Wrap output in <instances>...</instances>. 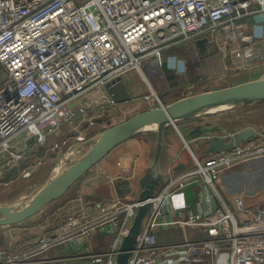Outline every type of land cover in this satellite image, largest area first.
<instances>
[{
  "label": "built area",
  "instance_id": "built-area-1",
  "mask_svg": "<svg viewBox=\"0 0 264 264\" xmlns=\"http://www.w3.org/2000/svg\"><path fill=\"white\" fill-rule=\"evenodd\" d=\"M261 14L264 0H0V178L29 162L26 141L30 138L34 139L31 145L38 147L51 133L62 135L61 124L73 130L75 120L86 113L83 98L132 70L149 82L168 49L184 46L192 63L200 66L214 59L210 56L203 62L196 41L207 38L208 44H216V54L221 53L218 32L229 29L232 33L225 45H230V65L223 70L253 66L264 56V38L249 40L247 33L256 24L245 19ZM154 100V108L167 106L161 99ZM146 103L151 101L147 98ZM22 136L24 143L18 142ZM261 157L263 140L235 146L202 163L193 155L196 169L185 181L177 185L169 181L154 193L129 264H216V257L223 253L229 255L230 264H264V199L246 204L241 195H227L222 207L193 216L188 227L205 233L204 239L160 246L156 238L166 207L182 206L186 187L198 178L212 185L225 170ZM248 176L249 185L256 181L257 191L264 190L261 173ZM138 205L115 201L100 207L101 224L117 228V237L106 259L93 264H116ZM80 225L78 218L69 217L59 233L41 236L38 248L29 254L0 251V264L72 260L84 264L91 256H78L75 251L60 257L44 255L55 247L65 253L69 244L82 247L94 227L78 232L72 243L61 234Z\"/></svg>",
  "mask_w": 264,
  "mask_h": 264
},
{
  "label": "crops",
  "instance_id": "crops-1",
  "mask_svg": "<svg viewBox=\"0 0 264 264\" xmlns=\"http://www.w3.org/2000/svg\"><path fill=\"white\" fill-rule=\"evenodd\" d=\"M257 16L247 17L245 22L254 25L256 24L254 20ZM257 29L258 25L250 29L248 33L251 30L256 31ZM226 30L229 29L220 30L218 36L222 35ZM180 47L183 46H175L163 52L159 61L161 71L158 74L160 75L157 77H154L155 74L152 75V82L153 84L155 83V87L160 86V79L168 80L171 75L178 74L179 80L181 81L186 77L188 70L185 61L183 58L177 59L173 56V52H176L175 50ZM216 52V46L213 43H209L207 51L200 53V57L204 62L205 58L212 56L214 61L220 63L219 65L222 63L220 66L222 69L224 65L230 64L228 50H224L218 54H216ZM256 61L257 64H261L262 62L257 59ZM120 78L129 95V101L119 104L115 103L105 86L99 93L83 98L81 104L86 107V113L82 118H77L75 120L73 124L74 128L71 131L73 134L71 135H74L78 131L80 127L79 121L81 120V123L83 122L85 126H88V121H90L92 125L96 124L97 121L98 123L96 125L100 126V120L94 118L97 114L108 116L107 114L109 113L119 112L121 120L115 124L117 125L126 121L132 115L146 110V107L142 108L140 105H136L137 103L146 102V99L150 97L149 91L151 90L142 76L138 72L132 70L124 73ZM190 91L191 89L186 88L184 91L185 94H180L178 96L175 94L174 99L171 102L169 101L166 105L168 106L186 98ZM193 94L199 95L194 92ZM94 100L97 102L93 103ZM93 121L94 123H92ZM182 121L184 120L169 125L164 129L163 146L159 158V170L162 178L155 190V194H158L169 181L177 185L186 180L187 175L196 169L193 155L203 162L215 158V155L208 157L204 156V148L194 146L193 141L187 136L188 132L196 125H199V123L192 125L183 123ZM68 128L70 127L66 124L60 125V129H62V135H60V137H63V141L55 140L54 137H60L54 136L55 134L51 133L47 137V141L41 146H48L53 142L55 147L57 144L59 146L60 142H62V145L57 149L59 150L60 147L75 138L68 137V134H65ZM87 128L91 129L89 126ZM65 135L67 136L66 139ZM135 136L121 141L113 149L108 151L92 167L90 172L84 174L74 183L66 194L62 196L63 198L65 197V200L56 207L52 217L50 216L49 219L46 218L43 220L39 218L33 224H27L31 221H35L33 220L34 217H32L28 221L20 223V225H24L27 228L19 230L17 233L14 230L11 231V229L4 231V237L0 238V251L3 253L13 252L29 254L38 248L37 242L41 236L56 232L59 233L61 231L60 228L66 225L68 218L74 217L80 220L81 225L77 228H71V230L65 231L64 233L61 232V234H63L64 237H68L70 243H72L74 241L73 236L78 235V232L86 228L94 227L92 232L88 234V238L84 239V245L80 248H76L69 244V249L66 250L65 253L62 251L61 247H55L47 253H44V255L49 254V256L60 257L61 255H70L75 251V254L78 256H91L82 261L84 264H93L105 260V255L111 251L114 240L117 237V228L115 229L109 225L101 224L103 219L99 211L100 207L109 206L115 201H118L122 205L137 202L141 192L139 181L144 175L145 170L151 165L155 154L157 143L156 134L154 137ZM224 137L221 129L219 132L210 135V139ZM24 140L25 138L22 139V143L25 142ZM28 143L29 140L26 141V144L28 145L30 153L32 150H38V147H33ZM188 146L193 154L188 151ZM57 153L58 152H55V150H50L46 153L45 157L40 158V160H35L34 162H45L47 156L53 159V156H56ZM249 162V166L248 163H244L234 166L227 171L225 170L212 185L206 183L202 178L197 177L198 179L195 183L190 184L184 189L185 201L182 206L176 207L173 210L170 206L166 207L165 214L167 216L158 224L160 230L156 233L157 244L160 246L176 245L188 240L206 238L207 235L205 233L197 234L188 227V224L193 216L222 207L221 201L225 200L227 195H241L245 198L246 204L261 202L264 199V190L257 191L258 187L256 181L249 185L250 179H248V175L249 173L254 174L259 172L264 176V157ZM179 164H182L183 168L175 171V168ZM25 175L27 176L28 172H24L23 177ZM188 179H191V176H189ZM250 186L252 189L249 188ZM62 197L58 200L63 199ZM55 201L49 204L55 203ZM80 238L83 237L80 236ZM230 262L229 255L225 253L216 257V264H230ZM79 263L78 260H72L65 264ZM162 264L166 263L162 262Z\"/></svg>",
  "mask_w": 264,
  "mask_h": 264
},
{
  "label": "water",
  "instance_id": "water-1",
  "mask_svg": "<svg viewBox=\"0 0 264 264\" xmlns=\"http://www.w3.org/2000/svg\"><path fill=\"white\" fill-rule=\"evenodd\" d=\"M195 44L199 52L204 53L207 51L208 39H199ZM105 87L115 103L119 104L129 101V95L120 77L107 83ZM259 101H264V80L200 95H195L190 92L187 94L186 98L166 107L152 108L136 113L126 121L98 133L95 136L94 144L88 149L80 162L68 170L63 177L49 184L45 183L30 199L27 209H25V206L20 210L8 206H0V225L20 224L28 221L30 218L34 217V214L41 206L54 202L66 194L72 185L84 174L90 172L92 167L108 151L113 149L121 141L130 138L128 137L130 133L144 131L159 123L155 132L157 143L153 161L145 170L144 175L139 181L141 192L137 200L139 204L138 209L127 234L122 239L116 256V264H129L144 219L149 212L151 200L154 198L155 190L162 178L159 170V158L163 146L164 129L178 121L189 119L196 112L203 109H219L223 106H234L239 103ZM219 130V126L210 127L199 124L191 129L187 136L193 141L194 146L204 148L203 155L208 157L222 151L232 150L235 146L247 144L260 135L253 128H244L233 134L229 139L226 137L210 139V135L219 132ZM33 142L34 139L30 138L28 144L31 145ZM61 145L62 142H60L59 146ZM59 146L57 144V146L54 147V143L52 142L48 146H41L43 147L41 148L43 149L42 152L32 150L29 162L10 169L3 179L0 180V183L7 185L12 181H16L24 170L35 165V160H40V158L45 157L46 153L50 150H55L56 152ZM53 157H55V155ZM182 168L183 165L179 164L175 168V171L181 170Z\"/></svg>",
  "mask_w": 264,
  "mask_h": 264
},
{
  "label": "rangeland",
  "instance_id": "rangeland-1",
  "mask_svg": "<svg viewBox=\"0 0 264 264\" xmlns=\"http://www.w3.org/2000/svg\"><path fill=\"white\" fill-rule=\"evenodd\" d=\"M254 22L256 23V25H258V29L256 31L251 30L248 33L249 40H252V38H264V14L261 16H257ZM231 33V30H226V32H224L218 37V43L222 45V51L229 50L230 45H225V43L228 42V38L231 36ZM213 44L216 46L215 43ZM175 51L176 52H173V56L177 59L183 58V60L185 61V65L188 70V72L186 73V77L183 81H181L179 80L178 74H175L171 75L170 79L168 80L160 79L161 83L160 86H156L157 88L154 85L155 83L153 84L152 82V77H150L149 82L151 84L152 91H149L150 97L148 99L151 101V103H147L145 105L146 108H144L146 110L155 107L154 96H156V94L158 95V98L161 99V101L167 104L169 101L171 102L174 99L175 94L177 96L180 94H185L184 91L186 90V88H189L192 92L200 95L204 93L215 92L221 89L244 85L253 81L264 80V56L261 59H257L262 61L261 64H257L256 61L253 66H250L245 70L228 72L220 67L222 63L221 65H219L220 63L214 60L206 61L204 64L202 63L201 66L193 64V58H191L184 46L176 49ZM154 70L156 72L154 77L159 76L160 74L158 73L161 71L159 65L158 67L156 66ZM152 87L154 88V90ZM107 115L108 116H102V114H97L94 117L96 120H100L101 127L96 125L98 123L97 121L94 125H92L91 122L88 121L87 124L91 129H88V126H85L83 122L81 123L82 120L80 119V127L74 135H71L73 133H71L72 129L70 128L65 131V134H68V137H75L74 140H71L64 144L62 147H60V149L57 150V155L53 159L47 156L45 162L38 161V163H35L36 166L32 165L31 169L25 171L28 172L27 176H20L16 181H12L7 185L0 183V206H8L18 210L23 209L25 204L38 192V190L45 183H47L48 177H50L49 175L51 170L56 165V162L59 160V158L65 154H72V156L69 157L66 162L65 173L70 170L81 159V156L84 154V152L88 151V149L94 144L95 136L98 133L111 128L119 120H121L119 112L109 113ZM182 122L187 124L189 123L192 125L199 123L201 125H206L210 127L219 126L221 132L227 139H229L233 134L241 131L244 128H253L260 135L258 136V138L251 140L249 144H256L258 140L264 141V101L239 103L234 106H231L228 109L218 110L212 112L211 114L199 115L186 119ZM92 123H94V121ZM67 136L65 137V139L67 138ZM140 136L154 137L155 132H143L136 135L135 137ZM77 137H79V139H85L84 141H79L77 140ZM54 138L55 140L63 141V137ZM22 139L23 136L19 137L18 142H22ZM248 146L249 145H245V147L243 148H247ZM38 148L39 152L43 151V149H41L43 147L38 146ZM190 151L192 150L190 149ZM1 160L2 158L0 156V165L2 164ZM198 160L201 163L203 162L199 158ZM249 163L250 162H248V166ZM1 179H3V177L0 178V180ZM63 200H65V197L63 199L55 201V203L41 206L38 211L34 214L33 220L35 221H31L27 224H33L39 218L41 220L46 218L49 219L50 216L52 217L54 215L53 212L55 211L56 207L63 202ZM24 228L27 227L20 224L0 225V238L4 237V231L8 229H11V231L14 230L17 233L19 230H22Z\"/></svg>",
  "mask_w": 264,
  "mask_h": 264
},
{
  "label": "bare ground",
  "instance_id": "bare-ground-1",
  "mask_svg": "<svg viewBox=\"0 0 264 264\" xmlns=\"http://www.w3.org/2000/svg\"><path fill=\"white\" fill-rule=\"evenodd\" d=\"M146 82H147V84L149 85V87L151 88V85H150V83L148 82V80L146 79ZM152 90V89H151ZM153 93V92H152ZM154 94V93H153ZM155 95V94H154ZM155 97V99L156 100H159V98H158V95L156 94V96H154ZM147 103L146 102H144V103H137L136 105H140L142 108H144V107H146L145 105H146ZM231 106H223V107H221V108H212V109H203V110H200V111H198V112H196L192 117H196V116H199V115H203V114H211L212 112H215V111H218V110H222V109H228V108H230ZM135 108V107H134ZM192 117H190V118H192ZM158 126H159V123L158 124H155V125H153V126H151V127H149V128H147V129H145L144 131H136V132H132V133H130L129 135H128V137H131V136H135V135H137V134H140L141 132H149V131H153V132H156V130H157V128H158ZM188 150L190 151V148H189V146H188ZM87 153V151L86 152H84V154L81 156V159L84 157V155ZM190 153L191 154H193L192 153V151H190ZM72 156V154H65V155H63L62 157H60L59 158V160L56 162V165L53 167V169L51 170V172H50V177H48V181H47V183L46 184H49L50 182H53V181H56V180H58L59 178H61V177H63L64 175H65V170H66V162H67V160L69 159V157H71ZM80 159V160H81ZM80 160L78 161V162H80ZM77 162V163H78ZM76 163V164H77ZM75 164V165H76ZM30 201V200H29ZM29 201L25 204V209H27L28 208V206H29Z\"/></svg>",
  "mask_w": 264,
  "mask_h": 264
}]
</instances>
